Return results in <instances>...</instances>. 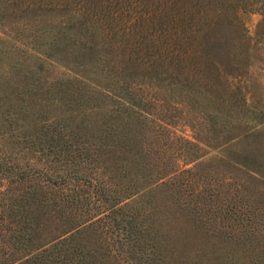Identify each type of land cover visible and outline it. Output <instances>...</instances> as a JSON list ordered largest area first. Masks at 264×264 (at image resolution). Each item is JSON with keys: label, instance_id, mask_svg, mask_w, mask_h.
I'll list each match as a JSON object with an SVG mask.
<instances>
[{"label": "trees", "instance_id": "16d2710c", "mask_svg": "<svg viewBox=\"0 0 264 264\" xmlns=\"http://www.w3.org/2000/svg\"><path fill=\"white\" fill-rule=\"evenodd\" d=\"M221 1L209 12L176 0L174 31L163 23L147 39L139 23L109 22L103 0H0L1 22L33 25L29 55L0 40V65L10 67L0 71V264H171L141 194L153 185L207 234L262 258L264 205L239 188L221 200L200 187L187 193L177 177L192 171L181 162L198 156L200 139L180 135L178 151L161 148L140 92L158 89L235 136L238 115L211 88L230 38ZM229 251L226 264H251Z\"/></svg>", "mask_w": 264, "mask_h": 264}, {"label": "rangeland", "instance_id": "374dc122", "mask_svg": "<svg viewBox=\"0 0 264 264\" xmlns=\"http://www.w3.org/2000/svg\"><path fill=\"white\" fill-rule=\"evenodd\" d=\"M197 2L210 8V12L223 1ZM103 4L107 7L102 14L109 22L122 27L139 23L136 28H141L147 39L150 34L156 39L163 23L169 31H174L176 0H103ZM224 4L221 19L230 22V28L225 25L230 38L218 48L220 78L211 88L219 96L218 102L238 115L232 131L235 136H222L212 127L209 117L172 102L158 89L142 86L140 92L152 112L155 127L161 132V148L178 151L180 135L196 142H199L197 137L200 139L201 148L191 147L198 156L181 162V167L192 171L177 177L179 182L187 183V193L194 198L195 190L200 187L206 190L202 195L213 193L221 200L225 192L236 197L239 188L264 205V0H224ZM32 26L25 20L12 24L0 21V40L5 47H19L24 55H29ZM9 68L7 62L0 65L1 72ZM48 68L53 74L63 70L58 65ZM166 120L169 123H164ZM242 152L248 154L247 162L237 158ZM141 194L149 199L155 227L167 245L171 264H226L227 257L223 255L226 250L237 260L264 264V255L258 260L250 250L235 247L230 240L197 227L164 185L147 187ZM46 228L53 231V224L47 221ZM261 247L264 252V244Z\"/></svg>", "mask_w": 264, "mask_h": 264}]
</instances>
